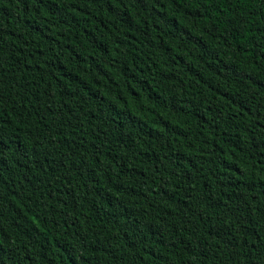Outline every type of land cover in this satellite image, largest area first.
Wrapping results in <instances>:
<instances>
[{
	"label": "trees",
	"instance_id": "obj_1",
	"mask_svg": "<svg viewBox=\"0 0 264 264\" xmlns=\"http://www.w3.org/2000/svg\"><path fill=\"white\" fill-rule=\"evenodd\" d=\"M0 264H264V0H0Z\"/></svg>",
	"mask_w": 264,
	"mask_h": 264
}]
</instances>
